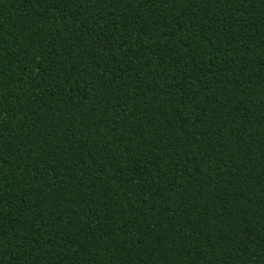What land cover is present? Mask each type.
Masks as SVG:
<instances>
[{"label": "trees", "instance_id": "16d2710c", "mask_svg": "<svg viewBox=\"0 0 264 264\" xmlns=\"http://www.w3.org/2000/svg\"><path fill=\"white\" fill-rule=\"evenodd\" d=\"M0 264H264V0H0Z\"/></svg>", "mask_w": 264, "mask_h": 264}]
</instances>
